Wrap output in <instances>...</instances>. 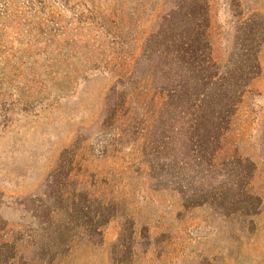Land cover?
I'll return each instance as SVG.
<instances>
[{"label":"rangeland","instance_id":"obj_1","mask_svg":"<svg viewBox=\"0 0 264 264\" xmlns=\"http://www.w3.org/2000/svg\"><path fill=\"white\" fill-rule=\"evenodd\" d=\"M65 1L0 0V218L8 231L4 240L17 246L7 264H264V44L261 72L238 107L225 145L257 164L251 186L263 203L251 230L242 219L222 218L209 207L185 209L176 192L157 187L139 112L116 122L104 118L106 94L118 74L111 60L139 56L161 1L71 0L76 11ZM209 2L214 56L220 60L233 46L240 17L264 14V0ZM107 11L108 32L96 22L88 25ZM114 17L120 24L112 23ZM80 68L87 71L84 78L51 87L57 70L74 78ZM135 100L133 107L143 105L142 97ZM65 148L74 150L71 190L116 202L117 214L98 237L75 222L58 239L46 234L48 224L35 211ZM130 218L132 234L125 231ZM65 220L60 216L57 224Z\"/></svg>","mask_w":264,"mask_h":264},{"label":"trees","instance_id":"obj_2","mask_svg":"<svg viewBox=\"0 0 264 264\" xmlns=\"http://www.w3.org/2000/svg\"><path fill=\"white\" fill-rule=\"evenodd\" d=\"M159 1L162 10L142 42L139 56L117 55L111 60L118 66L111 70L118 74L106 94L104 118L116 122L139 112L146 121L141 138H145L157 187L176 192L185 209L209 207L222 218L242 219L253 230V218L263 203L251 186L257 164L237 148L226 150L225 145L238 107L261 72L264 14L240 17L233 46L227 57L219 60L214 56L210 34L209 0ZM64 3L76 11L71 0ZM108 15V11L98 12L96 21L87 17L88 25L96 22L108 32ZM112 23L120 24L115 17ZM85 72L83 68L75 70L73 78L57 70L50 79L51 87L55 89L57 81L73 85L74 79L85 77ZM135 97L143 98L139 108L133 107ZM71 154L72 148L61 152L43 185L45 201L35 211L48 224L43 228L46 234L54 232L58 239L65 237L64 228L75 222L98 237L100 228L117 214V205L85 190H71ZM62 215L67 216L65 224H57ZM134 225L131 218L126 219L125 231L132 234ZM6 227L0 218L2 264L17 254L16 242L4 240Z\"/></svg>","mask_w":264,"mask_h":264}]
</instances>
